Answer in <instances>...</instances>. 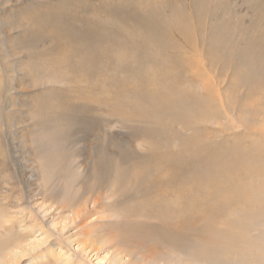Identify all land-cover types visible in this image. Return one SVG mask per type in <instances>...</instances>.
<instances>
[{"label": "rangeland", "instance_id": "374dc122", "mask_svg": "<svg viewBox=\"0 0 264 264\" xmlns=\"http://www.w3.org/2000/svg\"><path fill=\"white\" fill-rule=\"evenodd\" d=\"M155 154L171 157V203L202 195L208 233L250 229L240 244L264 255V0H0V258L10 249L8 264L139 259L113 233L128 220L121 213L153 197L116 204L106 192L98 204L86 190L133 193L118 172L145 174ZM240 182L252 200L238 198ZM83 196L74 217L68 200ZM175 255L150 264H179Z\"/></svg>", "mask_w": 264, "mask_h": 264}, {"label": "bare ground", "instance_id": "6f19581e", "mask_svg": "<svg viewBox=\"0 0 264 264\" xmlns=\"http://www.w3.org/2000/svg\"><path fill=\"white\" fill-rule=\"evenodd\" d=\"M110 8H112V7H108L107 9H110ZM107 9H106V11H107ZM121 15H123V14H121ZM158 36H159V34L157 35V37ZM63 37H64V35H63ZM83 37H84L85 40H87V42H88L87 38L91 39L92 42H94L97 39V33L96 32H94V33H89L88 32V33H85L83 35ZM98 39H99V37H98ZM79 41H81V40H79ZM78 44H77V46H78ZM156 44H157V41H156ZM92 59L95 60L96 58L92 57ZM259 67L262 68L261 65H259ZM168 93H170V90L168 91ZM173 94L171 96H173ZM176 94H177V92H176ZM175 97L179 98L180 101L177 100V99H174ZM171 99H173L172 102H176V103H174L171 106L173 108V110L175 109V112H182L183 113L184 107H186L187 105L185 104V101L182 99V97L175 95ZM182 100H183V102H182ZM170 101L171 100H169V102ZM180 102H182V103H180ZM202 111H204V110H202ZM157 114H159V113H157ZM182 116L185 117L187 120H190V116L188 117V115L185 116L184 114ZM149 145H152V144H149ZM258 154H260V152ZM216 159H217V157L215 159H212L213 160L212 162L213 163L217 162ZM229 161H231V160H229ZM148 162L152 163L151 164L152 167L150 168V171H147L145 174H142V173L139 174V172L138 173L134 172V175L132 174L133 176H131V174L128 173V169H127V172H120V173L118 172L117 182L119 181L120 183L121 182H125L126 183V181H128V186L131 183H133L136 186V189L131 194H130V192L121 194L120 191H119L120 187L117 190L116 187H115V189H113L111 186H108V187L109 188L111 187L112 190H108V189L105 188L104 193H103V189L102 190H100L98 188L94 189L92 187H89V185H88L87 190H86V193H88V195H90V197H92V199L94 200V203L96 202L98 204L100 202L99 198H101L102 195H105L106 192L107 193L111 192V195H110L111 197H117L116 201L118 203L114 201V203H116V204L125 203V201L127 199L128 200L131 199L130 201H132V200L135 201L134 199L143 198V196H144V198L145 197H149V196L153 197V200H151V201H149L150 199L148 200L149 201V205H147L146 208L140 209V206H138L139 209H135V207H134L133 209L131 208L132 209V215H127V214H123L122 215V213H121L119 215V217H118V220L121 219V218L123 220H125L123 218L124 215H125L126 218H128V220H126L127 222L125 221V222L120 224L122 226L119 227L118 230H116L118 232L116 235H114L116 233V231L113 233V238L114 239H113V241L112 240L111 241H112V243H114L118 239L119 243L115 244V246L118 247V248H121L122 251L124 250L125 253L127 254V257H131L132 254H134L136 257L139 258L137 260H130L129 264H150V262L151 263H158V262H160V260L164 261L163 260L164 258L163 259L159 258L160 255L158 257H157V255L160 252H165V251H167L169 253H172L173 255L177 254V253H180L181 257L183 255L181 261H180L179 258L178 259L176 258V255H175L176 259H174V257H173L175 262H177L179 260L178 261L179 264H206L207 261H210V259L211 260L212 259L218 260L220 258H232L233 262L236 263V264H241L240 261L237 260V258H242L244 260L245 264H259V263H261L264 260V255L262 254L263 253L262 250L261 249H260L261 251L256 250L255 249L256 246L253 245V241H252V244L251 243H246V245L240 244L241 242H243L246 239L245 237L248 236V235H246L243 231L240 232L241 230L239 231L240 233L237 234L236 232L238 231L237 230L238 227L236 229L237 230L236 232L233 231L234 229L233 230L231 229L234 233L232 231L230 232L229 230L227 232L226 231L220 232V231H217V230L216 231L215 230H211V232L208 233V228L209 227L207 226V224H205V220L207 219V217H209V214L206 213V211L204 209L203 204H205V199H203L204 197L202 195H200L202 197L201 198L199 195H196V193H195L197 198L193 199L192 201L189 200L186 203L181 202L182 199L181 200L178 199V200L175 201L174 198H173V203H171L172 202L171 201V198H172L171 197V157H169L167 155L164 156V155H156L155 154V155H152L149 158ZM226 162H228V161L226 160ZM233 162L234 161L229 162V165H232ZM236 162H238V161H235V163ZM243 163H245V162H242V164ZM208 164H210V163H208ZM236 164H234L235 165L234 168H236V167H238L240 165L239 163L237 165ZM262 168L261 169L258 168L259 170H256L257 174L261 175V173L263 171ZM134 169L136 170V168H134ZM228 170H231V168L230 169L227 168V171ZM237 170L239 171V169H237ZM249 171H250V169H249ZM251 171H252V169H251ZM97 178L101 179L99 176ZM103 178H104V175H103ZM131 178H133L132 179L133 182L131 181ZM111 179H113V178H111ZM143 179L144 180H148L147 185L149 186V189L141 188L140 183L138 181L139 180H143ZM213 180L214 179L212 178V180H210V181L212 182ZM201 182H202V180H201ZM160 183L169 184L168 185L169 188L167 187V190H163L162 187L158 185ZM240 183L242 184V182H240ZM82 185H84V184H82ZM122 185H124V184H122ZM119 186H121V184ZM164 187H165V185H164ZM206 187H208V186H206ZM212 187L214 188V186H212ZM240 187H243L244 191H243V189H240ZM245 187L246 186L243 185V184L239 185L238 198H240L242 200L250 198L252 200L253 196H254V194H253L254 190L251 191V190L245 189ZM191 188H189V189L190 190L194 189V188H192V189ZM204 188H205V186H204ZM202 190H204V189H202ZM209 190L210 189H208V191ZM216 190L220 191V189H216ZM216 190H214V192ZM262 190H264V188L258 189V191H262ZM206 191H207V189H206ZM219 191H216V193L217 192L219 193ZM233 191L230 190V193L233 192ZM258 191L256 192V197L255 198L259 197ZM192 192H193V190H192ZM197 194H199V193L197 192ZM222 194H223V192H222ZM206 195H208V194H206ZM210 196H211V194H210ZM228 196H229V194H228ZM231 196H232V194H231ZM103 198H104V196H103ZM105 199H106V197H105ZM184 199L185 198H183V200ZM234 199H235V197H233V201H234ZM90 200L91 199L89 197L85 198V196L82 197V199L80 200L79 203L76 202V203L73 204L71 202V200H68V204H69L68 207L69 208L71 207L73 209V211L74 210L76 211V212L74 211L75 214L73 216L74 217L77 216V218L80 217V214H82L85 211V208L88 205ZM106 201H108V200L106 199ZM136 201H138V200H136ZM245 202H244V204H245ZM116 204H114V205L116 206ZM144 204H146V203H144ZM235 204L236 203H234V205ZM103 205H100V206H103ZM112 205H111V207H112ZM115 206H114V208H115ZM111 207H109V209H111ZM210 207H209V209H210ZM101 208H103V207H101ZM229 209H231V208H229ZM211 214H212V212H211ZM139 219L145 220V222L146 223L148 222L149 225L148 224H142L141 225V223H138V221L140 222ZM244 219H245V221H247L246 217L243 218V220ZM123 220H121V221H123ZM154 221L158 223V226L155 227V228L152 227ZM209 222H211V221H209ZM241 222H242V220H240V223ZM247 223H248V221H247ZM244 224H245V222H244ZM227 225H229V224H227ZM246 225L247 224H245V227H246ZM249 226H251V224ZM228 228H230V227H228ZM209 229H211V228H209ZM243 229H244V225H243ZM245 230L247 231V228H245ZM247 232L249 233L248 237H250V233H251L250 229ZM222 233H224V234L221 235ZM248 237H247V239L250 240L251 237L250 238H248ZM251 240H252V238H251ZM250 241H248V242H250ZM236 245H238V248H237ZM240 245H242L243 247H241ZM244 246H246V247H244ZM257 247L261 248V246H259V245ZM244 248H246V249H244ZM4 253H6V256H3V257H5L4 259L2 257L0 258V263L2 262L3 264H6L7 263L6 262L7 261L6 258L9 257V259H8V261H9V260H11L13 258L14 255H13L12 250H10V249L7 252H4ZM161 256H162V254H161ZM206 259H208V260H206ZM254 259H260V260L262 259V260L258 261V260H254ZM170 260H168V261L172 264L173 262H171ZM187 260H190L192 262H189ZM8 263H10V262H8ZM117 263L118 264H123L124 262H123V260H119ZM173 264H177V263H173Z\"/></svg>", "mask_w": 264, "mask_h": 264}]
</instances>
